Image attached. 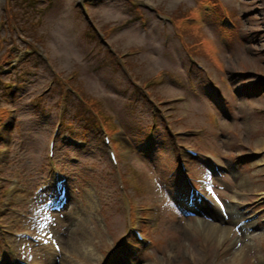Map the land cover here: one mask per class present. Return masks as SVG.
Masks as SVG:
<instances>
[{
  "label": "rangeland",
  "instance_id": "374dc122",
  "mask_svg": "<svg viewBox=\"0 0 264 264\" xmlns=\"http://www.w3.org/2000/svg\"><path fill=\"white\" fill-rule=\"evenodd\" d=\"M78 1L87 2V16L98 31L104 34L108 29V44L102 45L96 33H91L85 4L81 11ZM157 11L168 20L158 17ZM38 34L43 37L37 44L44 50L28 42ZM111 45L119 55L107 53ZM182 46L190 60L198 58L201 68L181 53L176 64L159 57L165 52L179 54ZM139 49L140 53L134 52ZM125 59L134 73L119 64ZM16 61L17 65H11ZM73 72H78L76 85L86 97L101 98L104 108L109 105V113L119 118L122 127L112 139L121 166L134 168L145 184L135 194L131 177L128 191L139 202L133 219L144 213L146 205L147 214L154 215L157 229L160 227L153 231L152 257L162 259L169 251L170 264H199L207 248L211 264L221 242H213L200 222L217 223L205 210L212 206L202 197L196 204L202 215L186 217L178 202L165 203L169 182L181 177L176 168V145L195 143L206 153L219 155L213 158L219 166L212 167L215 173L194 163V178H212L214 192L225 202H244L246 196L264 191V165H258L264 158V0H0V264L7 256L3 242L14 243L15 234L4 239L3 228L7 227L37 235L38 242L30 241L33 244L27 246L40 264L47 256L51 264H99L115 244L126 249L127 264L132 262L131 252H135L123 238L129 206L124 192L116 188L115 178L108 174L114 168L102 127L86 120L88 106L68 88L71 84L66 82L65 87L61 83ZM150 85L161 102L145 96L144 91L151 94ZM105 109L99 108L104 118L108 115ZM215 116L220 126L214 125ZM102 120L106 128L113 127L110 118ZM184 127L204 128V133L174 138L173 131ZM57 131L56 153L51 159L46 147ZM239 155L241 159L234 161ZM55 170L68 176V193H54L56 201L41 205L52 195L41 198L38 190L43 185L54 187ZM89 178L93 183L87 182ZM154 178L160 186L154 184ZM245 180L246 186H242ZM12 185L16 190L8 191ZM259 196L252 210L264 205V194ZM230 206L231 219L221 225L232 229L225 237L228 243H239L234 252H241L243 261L238 264H253L247 251L264 264V214L242 244L234 224L242 221H237L242 218L239 207ZM25 214H37L40 221L32 225L23 218ZM75 225L92 240L85 251H72L70 246ZM200 240L207 244L203 251ZM248 242L253 249L244 246ZM14 253L15 247L10 252L13 258ZM137 259L133 262L149 260L148 256Z\"/></svg>",
  "mask_w": 264,
  "mask_h": 264
},
{
  "label": "bare ground",
  "instance_id": "6f19581e",
  "mask_svg": "<svg viewBox=\"0 0 264 264\" xmlns=\"http://www.w3.org/2000/svg\"><path fill=\"white\" fill-rule=\"evenodd\" d=\"M242 186H246V180H245V183ZM206 205H213V204L207 203ZM231 209H232V206H230V210ZM79 210H82V209L79 208ZM211 210H212V208H211ZM85 214H86V216H89L88 212H86ZM213 215L215 216L216 220H218L217 223H211V222H207V220H201L200 226L204 227V229L206 231V234H210L211 235V238H212L213 242L215 240L222 242L225 239V237L230 233V231L232 229L229 228V227L221 225L222 223L225 222V219H223L220 216V213H218L216 210H215V213ZM86 216H85V218L80 219V221L86 219ZM243 227H247V223H245L243 225ZM74 229H75L74 234L70 238V242H69L70 246L72 248V251L73 250L74 251H79V250H81V251L84 250L85 251V249H89V247L86 246L89 242H92V240H90L89 235L84 233V230L82 229L81 226H79V228H78V226L75 225ZM186 232H188V231H186ZM248 232L244 231V233L242 235V238L244 237V235L246 236L248 234ZM255 238H258V237L255 235L254 239ZM244 246H247V247L253 249V246L249 242H248L247 245L245 244ZM87 251L92 252V250H87ZM92 255H95V254L92 253ZM192 255L194 257L195 253H193ZM46 259L47 260H45L44 264H51V257L47 256ZM242 261H243V257H242L241 252L236 251V253H234L231 256L223 259L221 262H223L222 264H238V263H240ZM64 264H70V263L65 261Z\"/></svg>",
  "mask_w": 264,
  "mask_h": 264
}]
</instances>
